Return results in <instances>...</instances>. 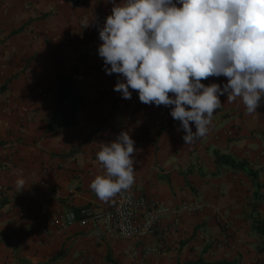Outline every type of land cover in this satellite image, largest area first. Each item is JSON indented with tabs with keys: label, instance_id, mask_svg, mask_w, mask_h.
Returning a JSON list of instances; mask_svg holds the SVG:
<instances>
[{
	"label": "crops",
	"instance_id": "crops-1",
	"mask_svg": "<svg viewBox=\"0 0 264 264\" xmlns=\"http://www.w3.org/2000/svg\"><path fill=\"white\" fill-rule=\"evenodd\" d=\"M112 7L113 0H0V264H264V236L253 227L264 222V98L248 114L239 97L228 101L225 93L208 133L185 143L171 106L135 107L134 90L130 99L114 90L119 74H107L98 55ZM72 68L82 96L77 122L49 131L58 76ZM202 82L223 86L227 77ZM121 131L135 141L139 194L168 205L201 203L176 228L158 227L146 238L157 252L88 223L58 230L41 219L112 199H99L90 183L104 173L100 143ZM216 153L244 161L259 185L217 162Z\"/></svg>",
	"mask_w": 264,
	"mask_h": 264
},
{
	"label": "clouds",
	"instance_id": "clouds-1",
	"mask_svg": "<svg viewBox=\"0 0 264 264\" xmlns=\"http://www.w3.org/2000/svg\"><path fill=\"white\" fill-rule=\"evenodd\" d=\"M91 21L85 18L86 27ZM99 37L105 72L123 77L114 90L125 99L131 89L142 103L171 106L185 143L208 133L225 93L228 101L239 97L248 114L264 98V0H113ZM210 76L227 82H202ZM134 145L127 131L100 143L104 173L90 183L99 199L109 201L134 184ZM24 184L18 176L20 191Z\"/></svg>",
	"mask_w": 264,
	"mask_h": 264
},
{
	"label": "built area",
	"instance_id": "built-area-1",
	"mask_svg": "<svg viewBox=\"0 0 264 264\" xmlns=\"http://www.w3.org/2000/svg\"><path fill=\"white\" fill-rule=\"evenodd\" d=\"M139 103L138 92L134 90L133 106L136 107ZM200 207L201 203L196 201L182 200L179 204L168 205L157 199H150L139 194L134 183L130 189L117 194L105 205L87 204L52 218L41 219L45 223L53 224L58 230L73 222L88 223L94 228L136 243L146 241L158 227L164 232L176 228L183 214L194 212ZM28 216L34 218L35 214L28 212ZM166 217H170V220L164 224ZM144 243L143 247L147 252H157L154 244L147 241ZM129 249L134 250L135 247Z\"/></svg>",
	"mask_w": 264,
	"mask_h": 264
},
{
	"label": "trees",
	"instance_id": "trees-1",
	"mask_svg": "<svg viewBox=\"0 0 264 264\" xmlns=\"http://www.w3.org/2000/svg\"><path fill=\"white\" fill-rule=\"evenodd\" d=\"M76 74V69L72 68L68 73H60L58 76V86L56 94L57 108L53 114V117L48 125V130L54 132L56 128L63 126H72L77 122V112L79 110L80 104L82 102V96L75 91L74 88V76ZM215 158L217 162L226 164L235 169H242L247 172L251 177L253 183L258 186L256 179V171L248 168L244 161H239L234 159L232 156L224 153H216ZM264 197V194L260 195ZM254 229L264 236V222L258 221L253 226ZM193 263L201 264H232V261L221 260L218 262H203L197 260Z\"/></svg>",
	"mask_w": 264,
	"mask_h": 264
}]
</instances>
